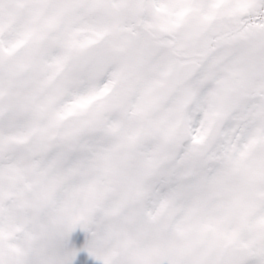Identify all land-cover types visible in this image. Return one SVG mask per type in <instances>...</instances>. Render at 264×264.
Returning <instances> with one entry per match:
<instances>
[{
  "label": "rangeland",
  "instance_id": "rangeland-1",
  "mask_svg": "<svg viewBox=\"0 0 264 264\" xmlns=\"http://www.w3.org/2000/svg\"><path fill=\"white\" fill-rule=\"evenodd\" d=\"M83 1V10L61 16L57 51L49 43L39 48L37 40L58 21V8L68 0H0V264H166L169 249L184 251L183 264H190L201 235L204 250L210 248V264L225 240L252 245L255 256L246 264H264V207L247 216L246 208L252 203L249 189L236 187L234 179L219 172L231 166L248 168L255 181L259 184L260 178L264 184V103L247 104V99L226 91L228 84L220 85L215 75L214 65L233 46L231 37L222 38L224 48L203 47L201 51L205 54L202 71L212 84L200 87L196 80L181 87L179 94L191 98V140L200 138L212 111L222 110L227 116L218 143L207 151L206 166L219 167L203 176L197 159L205 156L204 148L194 151L189 163L192 175L174 183L179 185L176 194L167 181L171 193L166 190L168 202L161 209L167 229L161 231L160 222L147 223L140 217L136 223L129 214L124 217L133 204L122 197L143 190L148 196L136 206L160 208L164 191L155 178L161 176L158 171L163 172V166L169 175L173 165L164 164V157L152 166L154 147L146 130H169L168 112L179 100L178 94L172 100L163 98L165 93L157 96L153 84L156 71L171 58L160 56L158 42L125 35L120 20L112 23L116 16L111 18V37L106 35L101 43L85 48L82 44L90 37L82 28L95 30L102 23L100 0ZM47 3L51 13L44 11ZM152 3L145 10L143 24L148 19L165 23L179 6L176 0ZM94 9L96 14L91 12ZM192 31L178 33L177 40H185L186 50L200 45L198 39L192 42ZM252 39L248 42L254 44ZM260 43L263 52L264 39ZM61 51L67 53L66 62L60 61ZM255 62L250 59L240 69L252 71ZM53 69L58 73L50 77ZM131 72L139 80L134 97L119 111H111L112 78L115 85ZM262 78L264 74H258L255 85L247 90L252 88L263 97ZM56 93L62 96L53 106ZM145 110L150 114L143 115ZM158 119L163 120L159 123ZM136 123L142 126L140 133L129 139ZM256 132L260 135L252 144ZM168 155L167 162L176 160ZM146 175L147 180L138 185V179ZM242 213L249 222L247 235L237 229ZM77 217L79 231L68 237L64 226ZM111 223L118 226L111 228Z\"/></svg>",
  "mask_w": 264,
  "mask_h": 264
},
{
  "label": "flooded vegetation",
  "instance_id": "flooded-vegetation-1",
  "mask_svg": "<svg viewBox=\"0 0 264 264\" xmlns=\"http://www.w3.org/2000/svg\"><path fill=\"white\" fill-rule=\"evenodd\" d=\"M152 1L153 0H107V2H104L103 0H100V23L102 24H100V26H98L95 30H85L82 28L81 32L83 34L87 32L85 36L90 37L82 45H85V48H91L106 35L111 37V18L116 16L112 23L116 24V20H120V25L122 26L121 31L125 33V35H131L132 38L147 37L158 42L160 44V46H158L160 48V56L172 59L165 61L162 68L156 71L153 84V91L157 96L165 93L163 98L172 100V96L178 94L177 97L179 100H176L172 110L168 112L170 117L169 121H167L169 130L159 131L157 129L153 133H151L149 129L146 130L147 138L154 147L155 157L152 158V166L156 167L158 163H162L164 157L166 159L163 162L164 164L169 167L173 165L171 167L173 171L169 173V175L168 173H165L163 166L161 168V171L163 170V172L158 171V174L161 176L155 178V181H158L159 185H163L161 189L164 191V196L161 198L160 208L156 205L151 207L147 204L144 206L139 205V207L136 206L138 200L140 201V199L148 196V193L144 194L143 190L140 191V193L136 192L133 194H124L122 197L124 201H127L128 197L130 203L133 204V207L130 210L127 211L125 209L126 214L124 217L129 214L128 218L132 217L136 223V219L140 217H144L147 223L160 222L161 231H164L167 229V223L161 219V209H163L168 202L166 190H169L171 193L168 182L171 185L173 194H176L179 185L175 186L174 183H181L180 181H183L185 177H191L192 163L189 165L191 159H193L191 155L196 149L198 150L202 147L204 148L205 156L203 155L197 159L198 165L202 169V175L204 176L207 172H211L216 167H219L218 165L210 167L206 166L209 162L207 151L211 148V145L218 143L227 123V116L224 111L215 109L208 115L206 127L216 114H224L225 124L219 135L213 141H210L205 127L198 140H191V126L189 125L190 114L192 113L191 98H185L184 96L179 95L181 93L180 88L184 87L186 84L193 85L196 80L199 81L200 87H205V85L211 83L210 79L207 81L205 80V73L202 71V63L204 61L203 56L205 54H202L201 51L203 47H208L209 49L224 48L225 44L222 42V38L227 36L231 37L230 41L232 42L231 45H233L228 50L229 54H234V56L228 54L224 59L219 60L218 63L214 65L215 70H218L215 75L219 76L220 85L228 84V86L224 87L226 88V91H232L233 93H237L239 97L247 99V104L251 101L254 104L259 101L264 103V95L263 97L260 96L259 93L252 91V88L247 90L248 87L255 85L254 81L258 74H264V50L262 52V44L260 43L261 39H264V0H176V4H179V6H177L174 17L166 18V22H163L162 24L157 23L153 19V23H151L148 19L149 22L147 24H143L142 20L146 16L145 10L148 6L152 8ZM84 6L85 2L83 0L75 2L68 0L64 7L59 6L56 13L58 21L54 23L52 28L50 27L47 29L37 40L38 47L40 48L42 45H47V43H49V47L52 49L57 47L56 44L62 37L60 36L61 16H67L73 12L83 10ZM45 10L46 12L51 11V6L48 8V3L47 8H44V11ZM96 11L98 10L96 9ZM91 12L96 14L95 9ZM49 19H51V15ZM211 22H214V24H210ZM164 25L166 27H164ZM106 26L108 33H106ZM127 26H130V28H126ZM190 29L193 30L192 42L198 39L200 41V45H193L191 49L186 50L185 40H177V37L179 32L184 33ZM252 37L256 40L254 44L248 42L249 39H251V41L253 40ZM219 39L220 41H218ZM245 40L247 41L244 42ZM110 43L111 40H109L108 46ZM177 44L179 46H176ZM124 46L126 47V45ZM58 49L59 47H57V51ZM118 52H122V54L124 53L123 50ZM61 54H63L64 58L66 57L64 51H61ZM250 59H254L256 61L252 64V71L241 70L240 67L244 63L247 64ZM106 63L110 64L112 63V60L107 58ZM183 69L186 70L185 73H182ZM131 73L134 74L133 72ZM180 74H182L183 78L180 77ZM134 76L137 78L135 74ZM263 81L264 78H262L261 82ZM113 89L111 90V93L113 92ZM248 93H251L252 96ZM49 102L50 98L48 100V104H50ZM183 102L186 103V130L184 135L181 137L174 129V122L176 120L178 106ZM134 113L135 112H132V114ZM145 113L150 114V110H145L143 115ZM162 120L163 119H158V122L161 123ZM141 127L140 123L133 124L134 132L129 139H135L140 133ZM160 133H162V135ZM234 139L237 141L238 135H235ZM252 144H254V142ZM249 147H252V145ZM162 151H164L166 155H164ZM168 154H171L172 158L176 160L173 162H167V157L169 156ZM220 164L225 163L221 162ZM130 168L131 171L133 169L131 164ZM228 168V170L224 168L220 169V174H228L230 178L236 181V187L241 186L242 188L245 187L249 189L248 193H250L252 203L246 208V211L248 212L245 214L249 216L258 209H262L255 201V194L264 190V184H261L262 180L258 178V184L255 181L254 173L248 168L234 166ZM188 170L190 171V174ZM193 176H195V174ZM196 177L199 179L202 176ZM147 178L148 175L142 179H138V185L144 183ZM111 182V186H115L113 179ZM257 186H259V188H256ZM137 194H140L139 199L137 198ZM238 209H241L240 204H238ZM241 216L243 217V213ZM164 219L167 220V217H164ZM113 224L114 223H111L112 228L118 226L117 223H115V225ZM128 225H130V222H128ZM200 238H202L203 242L202 244L199 242L195 243L196 250L192 255L193 257L190 260V264H198L199 256L204 252V235H201ZM249 246L253 248L252 245H248V247ZM168 253L171 255L170 259L168 258L166 260V264H183L187 259L184 251L181 253H174L173 249H169ZM188 253L190 254L189 257H191V251ZM161 256H163V254Z\"/></svg>",
  "mask_w": 264,
  "mask_h": 264
},
{
  "label": "water",
  "instance_id": "water-1",
  "mask_svg": "<svg viewBox=\"0 0 264 264\" xmlns=\"http://www.w3.org/2000/svg\"><path fill=\"white\" fill-rule=\"evenodd\" d=\"M214 24V22H211ZM186 70L183 69L182 73ZM182 77V74H180ZM183 78V77H182ZM137 86L136 78L130 73L122 77L116 87L115 92L112 95L111 107L112 111H118L121 109L124 103H126L134 94ZM61 94L57 93L52 99V105H57L61 99ZM224 117L221 113L215 115L208 126V138L213 141L219 134V131L223 125ZM175 129L183 131L185 129V115L183 109H180L178 120L176 122ZM256 202L259 206L264 205V191L255 194ZM78 220L74 219L65 227V233L68 236H72L78 231ZM238 231L244 234L249 233L248 223L241 218L238 222ZM254 251L247 246H237L233 241L228 240L223 243L219 254L215 259V264H243L244 262L253 258ZM210 263V250L208 249L199 259V264Z\"/></svg>",
  "mask_w": 264,
  "mask_h": 264
}]
</instances>
